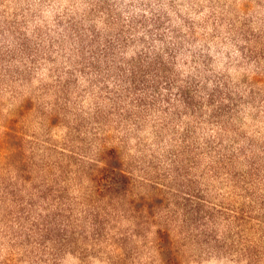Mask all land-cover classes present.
I'll use <instances>...</instances> for the list:
<instances>
[{
  "label": "clouds",
  "instance_id": "obj_1",
  "mask_svg": "<svg viewBox=\"0 0 264 264\" xmlns=\"http://www.w3.org/2000/svg\"><path fill=\"white\" fill-rule=\"evenodd\" d=\"M27 7L31 54L7 32L0 37V264H117L125 253L113 237L125 233L136 248L126 264H161L156 225L138 238L119 202L92 200L85 170L103 166V149L119 153L135 193L172 201L153 219L168 225L181 264H264V0ZM70 18L81 28L71 38ZM6 187L17 190L15 202ZM59 193L63 202L53 199ZM184 197L211 219L185 227L174 203ZM29 199L37 203L24 219ZM58 210L70 232L89 235L75 252L37 242V226ZM97 212L108 221L101 241L90 236ZM201 233L213 239L201 242Z\"/></svg>",
  "mask_w": 264,
  "mask_h": 264
},
{
  "label": "rangeland",
  "instance_id": "obj_2",
  "mask_svg": "<svg viewBox=\"0 0 264 264\" xmlns=\"http://www.w3.org/2000/svg\"><path fill=\"white\" fill-rule=\"evenodd\" d=\"M29 3L30 0H0V37H2L5 32H7L8 35L13 38V40L19 42L20 51L25 55H30L34 50L33 42L23 31V29L27 28L31 19L30 15H26V13L29 12L27 7ZM5 5H8L9 7L6 8ZM63 23V21H58V24ZM67 24L70 32V38L72 37V34H76L78 36L81 31L80 22L76 21L74 18H70L67 21ZM160 26L162 25H157V27ZM106 44H108V48L104 50L105 56L109 54L112 47L111 42L106 41ZM185 96H187L186 93ZM28 103H31L30 100ZM229 112L230 109L228 106H223L220 109L219 114L221 116H225L228 115ZM53 123H55V121H53ZM189 133L190 130H186L185 136L187 137ZM98 159L103 164V166L99 167V169L102 172L103 177L106 179L103 181V183H101V187L105 188V186H107L109 183H116L115 188L128 189L127 193H124L126 192L125 190L120 191V194L125 195L120 196L121 199L117 202L121 204L122 210L126 215H129L135 219V227L132 229L133 234L138 238H143L146 231L148 230L149 223L156 225L154 245L158 252L161 264H181L180 251L176 245V242L172 239L168 225L162 221L153 219L161 212L166 210L172 201H169L167 196H164L163 199H161L159 195L153 191L147 192L145 194L135 193L134 187L132 185V178L130 176L128 180L131 182L129 187H125L123 184H121L122 179L119 176L112 175V173H115L117 170H125L122 165L120 155L116 150L110 151L108 149H103L101 150ZM253 164L255 165V162H253ZM94 166L97 167L95 164ZM90 167L91 166L85 170V174L89 178H93L95 173L92 172ZM258 171L259 169L255 167L253 168V172ZM110 177H113L115 181H110ZM20 178L25 182H28L31 180V175L26 174L25 171L22 170L20 172ZM5 191H7L8 195L11 196L15 202L17 199V190H12L11 188L6 187ZM52 191V188H46L40 194L39 198L46 199L52 193ZM53 199H60L63 202L65 196L63 193H59L57 196H54ZM197 199H199L198 194ZM19 200L22 202L23 197H19ZM36 203L37 201L29 199L27 201V205L19 209L20 216H24V213L27 211V209L34 207ZM174 203L177 209H179L181 212L185 227H199L204 223L205 217H208L209 219L212 217V213L205 209L201 203H198L197 200L184 197L182 200L179 198L175 199ZM243 211L244 210L242 209V212ZM91 215V239L93 241H101L105 238L106 232L108 231V221L98 212ZM95 215L101 216L99 220L102 221L101 224L103 228L100 235L95 232ZM27 218V216H24V219ZM67 220L68 216L65 215L64 211L59 210L50 217H46L41 221V225L37 226V242L41 245L52 242L60 251L70 250L75 252L79 250V244L77 243V240L82 239L84 242H88L89 235H85L83 230L80 231L79 234H77L75 230L70 232L66 227ZM212 239L213 237L210 233H201V242H210ZM113 242L125 253L124 259L118 261L117 264H126V261L131 259L136 254V248L131 241V237L126 233L118 234L117 236L113 237ZM22 243H32V237L29 234H24V240Z\"/></svg>",
  "mask_w": 264,
  "mask_h": 264
},
{
  "label": "trees",
  "instance_id": "obj_3",
  "mask_svg": "<svg viewBox=\"0 0 264 264\" xmlns=\"http://www.w3.org/2000/svg\"><path fill=\"white\" fill-rule=\"evenodd\" d=\"M92 172L95 173L93 178H90L91 181L94 182V191L91 195L92 200L99 202L100 200L103 199H108L110 201H119L121 199L120 196L125 195V194H120L121 190H125L127 193V188H115L116 183H109L107 186H105V188L101 187V183H103V181H105L106 179L103 177L102 172L100 171L99 168L95 167L94 164L90 165ZM93 166V167H92ZM101 174V175H99ZM93 175V174H92ZM112 175L115 176H119L122 179V183L125 187H129L130 185V181L129 180V175L126 174L125 170L120 169L119 171H115V173L113 172ZM110 181H115L113 177H110ZM119 190V191H118ZM129 192V191H128ZM95 222H94V226H95V232L100 235L101 234V230H102V221L99 220L101 218V216L99 215H95L94 217Z\"/></svg>",
  "mask_w": 264,
  "mask_h": 264
}]
</instances>
